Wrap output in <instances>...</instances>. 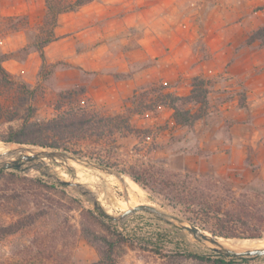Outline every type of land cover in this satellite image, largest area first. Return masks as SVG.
<instances>
[{
    "label": "rangeland",
    "instance_id": "obj_1",
    "mask_svg": "<svg viewBox=\"0 0 264 264\" xmlns=\"http://www.w3.org/2000/svg\"><path fill=\"white\" fill-rule=\"evenodd\" d=\"M57 1L50 0L52 4ZM141 3L142 9L148 8L149 4H158L156 0H142ZM153 10L159 22L156 24L150 21L148 15H144L138 28L161 32V17L168 13L169 30L195 31V36L187 39L191 46L189 50L193 52H185L199 57L204 63L201 70L191 73L187 70L190 68L187 62L174 61L168 67L176 66L177 71L170 76L168 73L158 76L159 79L153 84L141 85L124 100L106 101L95 100L87 91L96 76L106 71L102 63L87 70L63 64L56 73L44 75V71L42 78L32 69H27L25 73L13 72L3 61L4 67L16 81L25 82L35 91L30 95L16 87L0 85V144H10L16 148L21 144L2 139L10 126L17 127L26 119L46 121L72 105L78 107L79 103H84L89 128L87 136L70 144V151L66 152L118 170L124 174V180L73 159L67 162L70 167L48 158L44 160L50 172L87 184L98 194V205L111 215L120 216L128 207L149 203L184 217L177 208L168 205V190H162L158 182L172 173L219 177L233 186L237 193L252 187L264 190V111L259 103L254 110L250 109V99L264 96V0H173L168 7L156 6ZM42 21L32 23L25 15L0 16V52L4 53V37L12 31H25L28 41L34 42L35 35L39 33L38 24ZM93 24L101 27L97 22ZM138 28L132 27L130 30L136 33L140 31ZM96 31L99 32V29H94L93 33ZM120 39L115 41L118 48L122 44ZM78 41L84 40L81 38ZM96 42V45L101 43L100 37ZM81 47L83 45L78 46V50ZM171 47H174V43L168 39V49ZM212 47L222 51L213 61L212 56L215 55L211 52ZM154 63L158 64L157 61ZM148 64V61L142 62L141 66ZM125 74L113 72L117 80ZM194 78L203 79L201 91L206 94L208 104L202 107L200 103L178 102L179 108L189 109L199 117L193 124L185 125L174 118L171 106L160 105L157 99L159 93L165 91L180 96L189 95ZM68 85L72 86L64 88ZM222 140L235 143V149L226 148ZM201 142L204 143L202 148ZM26 145L37 149L44 147ZM196 152L205 156L212 153L225 156L218 157L216 161L210 160L209 169L200 171L188 165V161L191 162L188 154ZM5 159L7 157L0 159V163ZM19 171L28 176L41 175L49 179L37 169ZM130 171L138 173L148 187L136 183L128 174ZM127 183L136 184L143 191L145 199L129 206L128 194L123 189ZM8 187L0 179V264H91L99 259L96 248L80 231L78 211L52 208L43 213L33 204H18V200H12L14 192ZM64 189L69 197L79 199L87 207H95L92 199L76 187L66 186ZM64 201L72 204L68 199ZM36 212L35 222L31 223L29 216ZM119 224L127 232H151L160 226L165 229L170 227L146 211L127 214ZM9 227L16 232L9 234ZM200 228L218 236L221 243L222 238L244 240L216 234L212 222ZM238 232L243 231L240 229ZM38 233L48 235L46 240L30 241ZM162 233L166 235L168 231L163 229ZM173 235L177 238L180 252L190 250L209 254L214 251L210 242L204 244L186 230L176 231ZM256 239L264 240V227L262 236ZM175 259L173 264H209L188 259L183 254H178ZM237 261L236 264H264V255ZM119 264L170 263L168 258L162 259L152 252L128 248Z\"/></svg>",
    "mask_w": 264,
    "mask_h": 264
},
{
    "label": "trees",
    "instance_id": "obj_2",
    "mask_svg": "<svg viewBox=\"0 0 264 264\" xmlns=\"http://www.w3.org/2000/svg\"><path fill=\"white\" fill-rule=\"evenodd\" d=\"M92 0H58L52 4L46 0L48 11L43 21L38 24L39 33L35 35L34 42H29L19 50L12 53L0 52V85L16 87L24 92L34 94L35 89H30L25 82H18L12 77L3 65L9 58H22L31 50H37L42 58L39 76L55 73L61 65H68L63 61L49 62L45 54V46L56 38L55 27L58 15L62 12L75 11ZM46 33V34H43ZM46 68V70H44ZM10 79V80H8ZM203 79L194 78L191 93L187 96L160 92L157 101L160 105H169L174 109V118L185 125L193 124L196 117L189 109L179 108L181 103H200L206 106L207 96L201 91ZM201 108V107H200ZM101 120V119H100ZM84 103L78 107L71 106L60 115L46 120L35 121L26 119L21 125L10 126L6 135L2 137L7 142L33 144L70 151L68 146L80 141L87 136L89 128ZM130 177L142 187H148L146 181L135 171L128 172ZM0 179L10 186L14 195L12 200L18 204L29 203L43 213L48 209L76 210L79 213L80 231L83 236L96 248L99 259L91 264H119L122 255L128 248L149 251L158 257L168 258V263H175V257L183 254L188 259L209 264H236L237 260H246L255 256L225 255L215 251L209 254H200L194 251L180 252L174 232H182L176 225H169L168 229L157 227L151 232H127L121 227L120 220L114 219L106 211L83 205L79 199L69 197L65 185L52 181L45 176H28L21 174L17 169L0 168ZM162 190H168V205L177 208L180 213L192 223L204 226L212 222L218 235L238 237L235 239H255L262 236L264 227V190L252 187L237 193L233 186L219 177H201L192 174L183 175L172 173L158 181ZM9 188V187H8ZM72 204L68 205L64 200ZM181 205L182 207H179ZM38 211V212H39ZM29 216L30 222H35V215ZM40 213V214H43ZM68 224V219H65ZM160 220V219H159ZM238 227L243 231L239 233ZM168 231L164 235L162 230ZM9 234L16 230L7 229ZM245 230V231H244ZM48 235L38 233L30 241H45Z\"/></svg>",
    "mask_w": 264,
    "mask_h": 264
},
{
    "label": "crops",
    "instance_id": "obj_3",
    "mask_svg": "<svg viewBox=\"0 0 264 264\" xmlns=\"http://www.w3.org/2000/svg\"><path fill=\"white\" fill-rule=\"evenodd\" d=\"M172 1L156 0L158 4L153 6L149 4L148 8L142 9V0H92L78 10L62 12L58 15L55 27L56 40L45 46L46 58L49 62L64 60V63L70 65L69 67L80 66L86 70L94 68L99 63L106 66V71L96 76L100 79L95 78L94 83L87 90L89 96L95 100H124L141 85L153 84L159 79L158 76H164L167 73L170 76L177 71L176 66L168 67L174 61L187 62L190 67L187 70L195 73L201 70L204 64L201 63L197 55L192 53L190 56V52L193 51L189 50L191 46L187 39L191 35L195 36V31H187V33L183 30L179 32L169 30L168 13L161 17V32L153 33L138 28L141 24V17L144 15H148L150 21L153 20L157 24L159 21L154 15L153 8L156 6L168 7ZM47 11L46 0H0V16L25 15L33 23L43 20ZM94 22H97V25H101V27L94 26ZM132 27H137L140 31L134 33L130 30ZM94 29H99V32L93 33ZM98 37H100L101 43L96 45ZM81 38L84 40L83 42L78 41ZM118 38H121L122 42L120 48L117 44L115 45ZM4 39L3 42L6 44L4 53L15 52L28 43L25 31L9 32ZM95 39L96 41H94ZM168 39L174 43V47L170 49H168ZM80 45H83V48L78 50L77 47ZM212 48L211 52L216 56H212L213 61L217 60L222 51ZM186 50L190 52H185ZM232 54L234 55V52ZM147 61L150 64L142 67V62ZM155 61L158 64L154 63ZM4 65L7 68L10 66L13 72L25 73L27 69H32L35 74L39 75L42 58L37 50H31L22 58L4 60ZM113 72L127 74L117 80L114 78ZM71 86H64V88ZM250 101L251 110H254L256 104L259 103L264 111V96H259L254 100L250 99ZM231 132L234 136V128L231 129ZM221 143L228 149H235V143L232 141L222 140ZM203 144V142L200 143L201 148ZM220 156L225 155L212 153L210 156H205L199 152L188 154L191 160V162L188 161V165L196 170H208L209 161H216Z\"/></svg>",
    "mask_w": 264,
    "mask_h": 264
},
{
    "label": "water",
    "instance_id": "obj_4",
    "mask_svg": "<svg viewBox=\"0 0 264 264\" xmlns=\"http://www.w3.org/2000/svg\"><path fill=\"white\" fill-rule=\"evenodd\" d=\"M10 145V144H4ZM18 148H15L12 151L0 152V159L7 157L4 162L0 163V167H4L6 169H17L26 171L28 169H37L41 171L44 175H47L50 180L61 183L65 186H73L76 187L83 195L89 196L94 203V208H102L98 205L99 199L98 194L91 189L87 184L79 182V181H71L68 179H64L53 172L48 170V163L44 160V158H48L50 161L55 163L62 162V164L69 166L70 163H67L70 159L74 161H80L81 163L99 170L104 173L112 174L119 179H123L124 174L118 170H115L109 166H106L101 163H95L85 158H80L70 153L55 149V148H36L34 146H28L26 144H18ZM19 150V155L15 154L16 150ZM30 152V153H29ZM12 157V158H10ZM26 164V165H25ZM134 211H146L151 213L153 216L171 223L172 225H176L180 227L182 230H186L190 232L194 238L198 241L211 245V248L218 253H222L225 255H233V256H242V255H251V256H260L264 255V246H245L243 249L229 247L224 245L218 240V236L209 234L202 230L196 224L190 222L189 220L181 217L175 213L163 211L160 208L149 204V203H140L138 205L128 207L125 209L120 216L111 215L114 219L120 220L123 216L130 214ZM109 214V213H108Z\"/></svg>",
    "mask_w": 264,
    "mask_h": 264
},
{
    "label": "bare ground",
    "instance_id": "obj_5",
    "mask_svg": "<svg viewBox=\"0 0 264 264\" xmlns=\"http://www.w3.org/2000/svg\"><path fill=\"white\" fill-rule=\"evenodd\" d=\"M15 148L16 147H14V145L13 146H11V145L7 146V145H1L0 144V152L12 151ZM18 152H19V150L17 149L15 151V153H18ZM123 189H125V191L128 194L129 206L133 205L135 202H137L141 199H145V195H144L143 191L134 183L124 184ZM221 241L224 245H227V246L233 247V248H239V249H243V247H245V246H264V240L256 239V238L255 239H244V240H223V238H222Z\"/></svg>",
    "mask_w": 264,
    "mask_h": 264
}]
</instances>
